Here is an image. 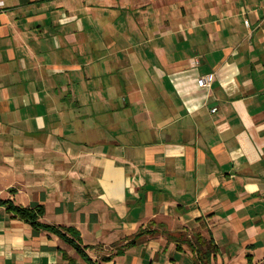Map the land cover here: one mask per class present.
I'll return each mask as SVG.
<instances>
[{"label": "crops", "instance_id": "crops-1", "mask_svg": "<svg viewBox=\"0 0 264 264\" xmlns=\"http://www.w3.org/2000/svg\"><path fill=\"white\" fill-rule=\"evenodd\" d=\"M0 199L96 264H264V0H0ZM0 264L90 263L0 205Z\"/></svg>", "mask_w": 264, "mask_h": 264}, {"label": "trees", "instance_id": "trees-1", "mask_svg": "<svg viewBox=\"0 0 264 264\" xmlns=\"http://www.w3.org/2000/svg\"><path fill=\"white\" fill-rule=\"evenodd\" d=\"M0 205L4 206L8 212L15 217L30 224L33 229L47 231L52 233L65 242L70 244L79 255H81L90 264L94 263L86 253V247L82 245L81 236L77 229L65 226H53L44 224L40 219L44 216L45 210L42 205L34 207L17 206L10 200H1ZM189 248L194 256V264H211V260L215 257L217 247L210 239L204 238L201 234L193 235L189 243ZM181 250V247H178ZM106 259V258H105Z\"/></svg>", "mask_w": 264, "mask_h": 264}, {"label": "built area", "instance_id": "built-area-1", "mask_svg": "<svg viewBox=\"0 0 264 264\" xmlns=\"http://www.w3.org/2000/svg\"><path fill=\"white\" fill-rule=\"evenodd\" d=\"M245 23L247 24V21H245ZM207 84H208V78L207 77H200L198 79V86H200V87H206ZM215 111H216L215 108L212 109V112H215Z\"/></svg>", "mask_w": 264, "mask_h": 264}]
</instances>
